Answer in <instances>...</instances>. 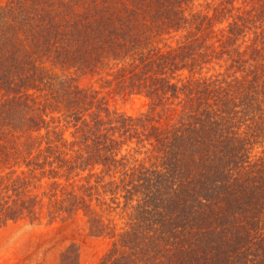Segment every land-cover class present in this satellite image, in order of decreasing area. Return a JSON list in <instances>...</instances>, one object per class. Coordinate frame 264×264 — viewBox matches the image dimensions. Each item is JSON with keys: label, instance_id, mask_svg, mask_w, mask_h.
Returning a JSON list of instances; mask_svg holds the SVG:
<instances>
[{"label": "trees", "instance_id": "trees-1", "mask_svg": "<svg viewBox=\"0 0 264 264\" xmlns=\"http://www.w3.org/2000/svg\"><path fill=\"white\" fill-rule=\"evenodd\" d=\"M80 214L98 264H264V0H0V226Z\"/></svg>", "mask_w": 264, "mask_h": 264}, {"label": "rangeland", "instance_id": "rangeland-1", "mask_svg": "<svg viewBox=\"0 0 264 264\" xmlns=\"http://www.w3.org/2000/svg\"><path fill=\"white\" fill-rule=\"evenodd\" d=\"M77 79L84 87L101 86L88 76ZM107 95L112 110L135 116L148 110L147 100L142 96ZM66 135L71 138L69 131ZM129 146H124L123 153H129L132 159L134 152ZM111 242L107 236L92 235L81 214L53 222L47 218L40 223L28 219L10 221L0 226V264H61V252L72 243L79 248L80 264H98Z\"/></svg>", "mask_w": 264, "mask_h": 264}]
</instances>
